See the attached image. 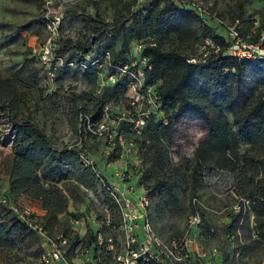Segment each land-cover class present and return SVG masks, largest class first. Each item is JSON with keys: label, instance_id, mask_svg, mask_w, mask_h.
Listing matches in <instances>:
<instances>
[{"label": "trees", "instance_id": "1", "mask_svg": "<svg viewBox=\"0 0 264 264\" xmlns=\"http://www.w3.org/2000/svg\"><path fill=\"white\" fill-rule=\"evenodd\" d=\"M120 2L119 12L110 20L89 17L93 30L87 42L61 39L56 53H67V59L80 63L86 54L93 53L100 57L102 52L109 51L114 67L128 60L134 41L144 44L140 55L145 56L151 65L144 74V81L157 84L164 108L167 111L171 109L174 118L168 124L149 118L140 135L125 134L137 145L149 200L151 195L157 197V213L162 208L169 211L178 208L180 199L177 188L184 181L180 169L185 164L191 197L189 215L197 210L201 218L198 233L221 246L235 245L236 257L239 256L241 264H246L242 259L247 256L246 241L251 245L264 242V59L252 62L223 54L228 43L215 31L216 28L194 9L181 8L173 0ZM245 5L246 0H237L234 9L226 10L229 17L224 11H220L218 16L224 20L229 18L230 23L239 20L241 33L249 34L250 42L264 45V5L251 12L245 10ZM44 25L45 19L38 16L19 28L28 31ZM207 36L213 37L220 51L210 53L205 62L189 63L187 59L194 53L196 45ZM28 53L23 58V65L29 76L37 80V74L42 73L48 84L46 69L41 65L35 67L34 58L29 57ZM114 70L109 71L113 73ZM74 73L81 74L90 84V89L81 93L66 91L64 94L70 126L79 138L62 146L57 145L32 117L20 114L23 100L18 96L23 93L10 87L11 84L4 81L6 79H0V93H4V110L10 125L7 143L11 144L13 153L9 167V187L13 196H3L10 203L18 204L14 199L18 192H35L43 200L42 206L46 210L43 216H39L41 228L50 236L59 233L69 236L65 252L67 258L83 241L69 225L65 226L71 218L60 226L58 224L57 214L66 209V200L57 183L73 173L80 179L96 181L107 196L110 213L114 211L109 222L105 221L110 232L118 216L109 192L96 176L99 168L92 155V147L100 143L103 148L104 142L90 135L84 121L80 120L81 115H89L92 121L98 122L106 103L129 106L125 96L128 84L126 76L105 85L98 93L97 65L89 66L84 71L58 68L52 81L58 82L64 75ZM57 93L56 90L46 98ZM182 120L201 121L205 132L192 157L173 163L169 159V150ZM124 124L120 123V129L124 130ZM80 154L93 157V164L86 165ZM104 157L107 161L119 158L118 147ZM215 173L222 174L221 182L226 183L240 205L239 211L229 208L226 211L228 221L220 225L208 217L209 209L203 210L192 201L199 188L209 186L208 175L212 178ZM239 198L248 199L250 208L244 210ZM150 207L151 201L148 208L151 221ZM93 234L88 236L86 247L90 246L92 257L98 259L99 264L109 263L113 251L95 245L92 242ZM41 250L35 230L7 205L0 203V264H15L25 259L34 264ZM223 255V261L227 260V254ZM138 264L152 262L139 261ZM191 264L205 263L204 259L191 253Z\"/></svg>", "mask_w": 264, "mask_h": 264}, {"label": "built area", "instance_id": "2", "mask_svg": "<svg viewBox=\"0 0 264 264\" xmlns=\"http://www.w3.org/2000/svg\"><path fill=\"white\" fill-rule=\"evenodd\" d=\"M55 1L44 0L40 7L41 17L45 19L44 28L49 36L40 46L37 59L46 69L48 80L52 81L58 68L68 67L84 71L89 66L97 65L96 92L98 93L105 85L114 83L123 76L128 78L125 93L128 107L108 102L102 109L103 115L100 121L94 122L86 114L81 115L80 118L84 121L85 129L91 136L103 140L102 154L108 156L117 146L119 159L123 162L120 170L115 173V179L108 178L100 169L96 170V176L115 203L118 216L114 221L113 230L109 234L94 233L92 242L113 251L110 264H138L139 261L152 262V264H191L189 244L192 235L198 232L201 223L198 211L196 210L187 217L183 231L178 237L164 239L156 233L149 218L150 200L143 183V170L137 145L131 138L125 136L126 133H131L133 136L140 135L149 118H154L163 124H168L174 119L172 110L167 111L164 108V103L157 92V84H147L144 81L145 72L151 68L147 58L140 55L144 44L141 41H134L128 53V60L114 67L109 51L102 52L100 57L93 53L86 54L84 61L80 63L75 59H67V53L60 55L56 53L58 41L61 40L58 30L60 29L58 22L61 18L60 14L56 17L51 16L50 9ZM138 1L144 2L145 0ZM173 1L181 8L194 9L209 23L211 12L205 9L203 0ZM214 27L215 31L222 35L228 43L223 54L252 62L264 59V45L259 42H250L249 34L243 35L239 30L241 27L239 20L227 24L224 19L218 18ZM219 51V44L212 36H207L196 45L194 53L187 61L192 64L205 62L210 53L215 54ZM112 68L115 69L113 73L109 71ZM122 122H125L124 130L120 129ZM80 157L86 165H92L94 162L93 157L84 154H80ZM132 179L135 182L127 185V182ZM239 199L242 200L244 210L250 208L248 199ZM192 201L193 204L201 206L196 197ZM0 203L7 205L37 233L42 250L34 264H72L65 256L68 235L61 233L54 236L48 235L41 228L39 216L27 206L10 203L1 195ZM232 208L239 211L240 205L236 203ZM216 253L217 248L213 247L207 258L215 256ZM198 256L204 259V254ZM97 260L93 257H86L84 264H97Z\"/></svg>", "mask_w": 264, "mask_h": 264}, {"label": "rangeland", "instance_id": "3", "mask_svg": "<svg viewBox=\"0 0 264 264\" xmlns=\"http://www.w3.org/2000/svg\"><path fill=\"white\" fill-rule=\"evenodd\" d=\"M41 1L44 0H0V79H6L4 81L9 82L10 87L23 93L18 96L23 100L20 114L32 117L50 136H58L72 143L78 141L79 137L71 130L69 113L65 109L68 104L64 94L66 91L87 92L90 89V84L84 80L81 74L77 73L64 75L58 82L47 80L48 84H46L42 73H38L36 76L38 79L35 80L29 76L23 65V58L30 50L28 56L34 58L35 67L40 66L36 59L38 50L49 36L44 27H33L28 31L19 28L31 19L42 16ZM203 1L205 9L211 12L209 23L214 26L216 19L220 18L219 12L224 11V14L229 17L226 10L234 9L237 0ZM263 5L264 0H246L245 10L251 12L254 8ZM120 8V0H56L50 13L52 17L60 14L61 19L58 22L60 29L58 30L61 39L87 42L92 37L93 30V23L89 21V17L110 20L119 12ZM73 13L77 15L74 16ZM224 21L227 24L230 23L229 18ZM223 33L226 34L225 31ZM262 37L264 38V32ZM56 90L57 94L46 98L48 94L50 95ZM3 94L0 93V186L6 177L3 168L4 159L8 158L9 145L7 141L10 138V125L4 110L6 107H4L5 97ZM179 127V132L169 150V159L173 163L192 157L194 148L205 132L201 121L188 122L185 120ZM186 174L184 164L180 169L181 179L184 181L181 180V185L177 188L180 199L178 208L171 211L162 208L163 210L157 213L155 211L157 197L154 195L150 197L152 225L156 233L164 239L181 234L189 215L191 197ZM222 177L220 173H215L212 178L208 175L206 179L209 186L199 188L195 195L200 201L202 209L210 210L207 211L208 217L218 225L228 221L226 211L236 205V196L226 183L221 182ZM108 178L112 179L110 176ZM134 182L132 179L127 182V185ZM219 182L221 185L218 186ZM246 245L248 246L247 256L242 258L246 264H264V242L259 245H251L247 240ZM213 247L217 248L216 255L207 258ZM189 249L196 256L204 254L205 264H241L239 256L235 255L237 249L235 245L221 246L218 242H211L210 239L198 232L192 235ZM223 253L227 254V260L223 261ZM30 262L31 260L26 261L25 259L16 261L15 264H32Z\"/></svg>", "mask_w": 264, "mask_h": 264}, {"label": "crops", "instance_id": "4", "mask_svg": "<svg viewBox=\"0 0 264 264\" xmlns=\"http://www.w3.org/2000/svg\"><path fill=\"white\" fill-rule=\"evenodd\" d=\"M72 132L74 130L71 128ZM48 134V133H47ZM50 138L59 146L70 144L64 138L50 136ZM8 158L4 159L3 172L5 174L4 183L0 186V195H9L10 187L9 181L10 177V161L13 157L12 146L10 143ZM101 144L92 147V155L98 165V168L107 176L115 179V173L120 170L123 165L121 159L117 158L112 161H107L106 157L101 154ZM67 172L68 170L65 169ZM60 188L63 197L66 200V209L57 214L60 224L66 223V219H70L65 226L69 225L73 233L79 236L81 242L71 253L68 258L69 262L72 264H84L86 257H92V250L90 246L85 244L87 242L88 236L95 232H101L104 234H109V228L105 224V221L112 218L114 215L110 213L108 208L107 196L101 188V185L91 180H84L77 177L76 173L68 175L62 182L57 183ZM18 204L22 206L30 207L33 213L38 216H43L45 209L42 206L43 200L36 195L35 192L20 193L18 192L17 197L14 198ZM75 215V216H71ZM73 220V222H72ZM86 252V253H85ZM99 264L98 262H96ZM107 264H110V262Z\"/></svg>", "mask_w": 264, "mask_h": 264}]
</instances>
